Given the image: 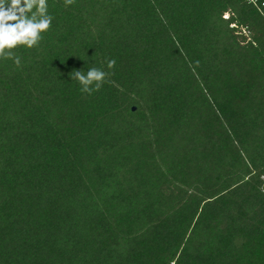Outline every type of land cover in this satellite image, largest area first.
I'll return each mask as SVG.
<instances>
[{
	"label": "trees",
	"instance_id": "obj_1",
	"mask_svg": "<svg viewBox=\"0 0 264 264\" xmlns=\"http://www.w3.org/2000/svg\"><path fill=\"white\" fill-rule=\"evenodd\" d=\"M24 16L51 23L0 55V264H264V0Z\"/></svg>",
	"mask_w": 264,
	"mask_h": 264
},
{
	"label": "clouds",
	"instance_id": "obj_2",
	"mask_svg": "<svg viewBox=\"0 0 264 264\" xmlns=\"http://www.w3.org/2000/svg\"><path fill=\"white\" fill-rule=\"evenodd\" d=\"M34 5H38L39 11L44 13L46 10V0H11L6 8L3 0H0V55L11 56V53L5 54V48H13L18 43L26 44L32 47L40 39L39 33L47 30L51 18L45 17L39 22L34 19H28L24 16L26 11H30ZM16 21V23H9ZM19 65V57L15 60ZM116 61L114 59L107 61V68L114 69ZM111 71H105L96 67L90 68L86 73L76 70L70 73L72 80L79 82L82 93L92 95L99 92L105 83H110L108 79L112 75Z\"/></svg>",
	"mask_w": 264,
	"mask_h": 264
},
{
	"label": "built area",
	"instance_id": "obj_3",
	"mask_svg": "<svg viewBox=\"0 0 264 264\" xmlns=\"http://www.w3.org/2000/svg\"><path fill=\"white\" fill-rule=\"evenodd\" d=\"M251 2L255 4L256 3V0H251ZM227 17H228L227 14L223 16L224 19H226Z\"/></svg>",
	"mask_w": 264,
	"mask_h": 264
}]
</instances>
